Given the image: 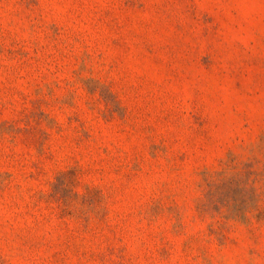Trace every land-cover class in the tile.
Returning <instances> with one entry per match:
<instances>
[{"label":"rangeland","instance_id":"obj_1","mask_svg":"<svg viewBox=\"0 0 264 264\" xmlns=\"http://www.w3.org/2000/svg\"><path fill=\"white\" fill-rule=\"evenodd\" d=\"M0 264H264V0H0Z\"/></svg>","mask_w":264,"mask_h":264}]
</instances>
